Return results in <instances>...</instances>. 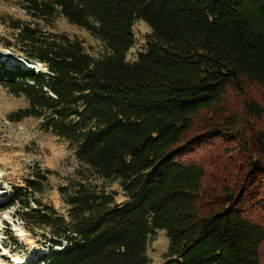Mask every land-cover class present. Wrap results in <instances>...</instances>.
Listing matches in <instances>:
<instances>
[{
  "label": "trees",
  "instance_id": "1",
  "mask_svg": "<svg viewBox=\"0 0 264 264\" xmlns=\"http://www.w3.org/2000/svg\"><path fill=\"white\" fill-rule=\"evenodd\" d=\"M19 5L29 20L10 19L0 46L46 71L0 60V86L26 100L8 118L36 119L78 165L58 188L65 212L40 197L51 170L32 172L0 202V212L15 206L24 230L48 241L36 263L149 264L148 242L163 230L165 264H262L264 128L249 123L248 137L235 117L210 116L220 117L228 90L252 84L264 93V0ZM59 16L95 37L102 53L55 31ZM137 20L150 31L129 60ZM244 104L261 119L262 105ZM202 110L214 133L234 143L213 160L224 177L218 190L203 189L206 169L184 140ZM233 150L239 162L229 159Z\"/></svg>",
  "mask_w": 264,
  "mask_h": 264
},
{
  "label": "rangeland",
  "instance_id": "2",
  "mask_svg": "<svg viewBox=\"0 0 264 264\" xmlns=\"http://www.w3.org/2000/svg\"><path fill=\"white\" fill-rule=\"evenodd\" d=\"M19 4L20 0H0V38L8 33L7 22L10 19L29 20ZM53 24L55 31L80 39L88 52L94 55L102 53L100 42L85 29L67 23L61 16L55 18ZM133 31L136 43L127 53L129 60L136 57L137 49L143 44L150 29L144 21L137 20ZM0 60H5L6 65L9 66L34 68L35 70L43 68L38 63L29 62L23 56L15 54L4 46H0ZM250 98L255 99L264 108V93L255 85L249 84L242 90H228L221 103L224 106L222 114L220 117L212 114L210 119L223 122L225 118L235 117L238 122L236 126L243 127L246 133L244 135L249 137L252 134L249 123L264 128V112L261 119H252L245 112L244 103ZM24 106H26V100L23 97H13L0 86V202H7L14 185L21 184L25 177L31 176L32 172L35 173L38 169L40 171L51 170L52 173L47 175V183L40 197L60 212H65L58 188L66 184L70 177H74L78 166L75 157L67 150L64 141L57 140L49 132L41 131L36 119L23 118L16 121L8 118L9 113ZM206 113L202 110L193 119L194 126L184 140L189 141L186 149L193 151L189 158L203 163L206 169L203 189L218 190L219 182L221 183L224 177L217 171L213 160L216 156H220L221 151L226 147L234 146V143L230 134L220 138L214 133L212 121L205 118ZM196 137L203 139L197 142L202 143L201 145L195 144ZM239 156L240 152L235 150L229 153V159L235 161L237 159V162H239ZM111 186V189L118 194L117 199H121L117 184ZM15 208L12 206L0 212V247H2L0 248V264H41L36 263V254L45 252L49 243L42 238L41 231H38V234L35 231L32 236L24 230L20 221L15 219ZM167 242L163 230H156L152 234L147 247L149 264H165L163 253ZM261 260L264 264V246Z\"/></svg>",
  "mask_w": 264,
  "mask_h": 264
},
{
  "label": "clouds",
  "instance_id": "3",
  "mask_svg": "<svg viewBox=\"0 0 264 264\" xmlns=\"http://www.w3.org/2000/svg\"><path fill=\"white\" fill-rule=\"evenodd\" d=\"M35 63H37V62H35ZM38 64H39V63H38ZM39 65H40V64H39ZM40 66H41V65H40ZM43 70L46 71L45 68H41L40 71H43ZM36 71H37V70H36ZM15 218H16V217H15Z\"/></svg>",
  "mask_w": 264,
  "mask_h": 264
},
{
  "label": "water",
  "instance_id": "4",
  "mask_svg": "<svg viewBox=\"0 0 264 264\" xmlns=\"http://www.w3.org/2000/svg\"><path fill=\"white\" fill-rule=\"evenodd\" d=\"M36 70H41L40 68H37ZM44 71V70H43Z\"/></svg>",
  "mask_w": 264,
  "mask_h": 264
}]
</instances>
